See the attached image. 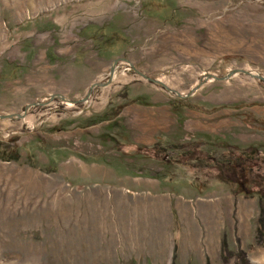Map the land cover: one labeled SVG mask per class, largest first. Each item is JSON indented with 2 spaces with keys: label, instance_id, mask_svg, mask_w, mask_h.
Segmentation results:
<instances>
[{
  "label": "rangeland",
  "instance_id": "rangeland-1",
  "mask_svg": "<svg viewBox=\"0 0 264 264\" xmlns=\"http://www.w3.org/2000/svg\"><path fill=\"white\" fill-rule=\"evenodd\" d=\"M235 69L249 72L221 78ZM255 75L264 0H0V115H14L0 116V144L17 137L21 153L0 159V264H180L134 199L237 180L189 159L198 150L264 163ZM156 143L163 160L133 153ZM253 180L264 188L262 171ZM258 205L253 238L229 248L264 264Z\"/></svg>",
  "mask_w": 264,
  "mask_h": 264
},
{
  "label": "crops",
  "instance_id": "crops-1",
  "mask_svg": "<svg viewBox=\"0 0 264 264\" xmlns=\"http://www.w3.org/2000/svg\"><path fill=\"white\" fill-rule=\"evenodd\" d=\"M93 169L98 170L91 166L90 174L93 173ZM204 184L202 187L195 185V188H205L203 192L192 190L193 192L188 191L186 195L180 196L175 194L149 196L150 192L146 196H139L141 193L138 192L140 198H136L132 196V193H135L132 189L136 188L134 184L131 186L123 184L119 188L124 189V192L120 190L118 192L126 202L127 198L142 201L139 204L140 209L138 207L136 210L141 215L137 213L136 215L150 217L154 222L153 226L157 230L155 243L160 244L161 237L170 236L169 250L162 254L165 259L171 260L172 263L176 256V261L180 264H207L209 261L211 264H222L221 250L224 236L227 235L229 247L233 250L235 245L238 248L239 241L244 243V239L253 238L252 221L258 213L259 197L235 194L233 190L237 186V180L234 177L230 185L223 184L221 180L214 187ZM115 188L118 190V187ZM167 219L171 220L170 233L161 230ZM252 261L255 264H262L257 259Z\"/></svg>",
  "mask_w": 264,
  "mask_h": 264
},
{
  "label": "trees",
  "instance_id": "trees-1",
  "mask_svg": "<svg viewBox=\"0 0 264 264\" xmlns=\"http://www.w3.org/2000/svg\"><path fill=\"white\" fill-rule=\"evenodd\" d=\"M253 105V104H247ZM175 107V106H174ZM123 106L118 108L115 115L118 116ZM115 117V116H114ZM259 126H255L256 129L264 131V115L258 118ZM18 140L17 137L13 138L12 145L0 144V159L4 161H18L21 157L20 148L15 143ZM175 149L184 148V144H175ZM168 149L156 143L154 146L138 147L133 153L143 154L153 157L155 159L163 160L167 154ZM184 155H187L184 153ZM195 156L189 157L191 160H203L207 165L216 166L221 169L232 170L237 175V187L235 193L243 195H258L260 200V216L258 219V227L256 234V242L259 245L264 246V188L262 185L254 182L253 175L255 170L262 171L264 175V163L261 162L260 156L257 154V150H227L221 154V157H217L211 152H203L198 150ZM236 257L241 264H253L247 256L244 250L233 251L229 248L227 238L224 236L222 241V259L224 262L229 261L231 258ZM173 264H176L174 261ZM210 264V263H209Z\"/></svg>",
  "mask_w": 264,
  "mask_h": 264
},
{
  "label": "water",
  "instance_id": "water-1",
  "mask_svg": "<svg viewBox=\"0 0 264 264\" xmlns=\"http://www.w3.org/2000/svg\"><path fill=\"white\" fill-rule=\"evenodd\" d=\"M236 72H249L248 70H242V69H239V70H231V72H229L228 74H226V76H224V77H221L222 79L223 78H229V77H231L233 74H235ZM211 75V74H210ZM255 76H257L259 79H261V80H264V75H255ZM148 78V77H147ZM158 82H161V81H159L158 80ZM96 84H94V86H95ZM93 86V87H94ZM200 86H196L195 88H194V90L192 91V92H190V93H188V94H186V95H181L182 97H184V96H188V95H190V94H192L196 89H198ZM1 117H14V115L12 114H10V115H5V116H3V115H0Z\"/></svg>",
  "mask_w": 264,
  "mask_h": 264
}]
</instances>
